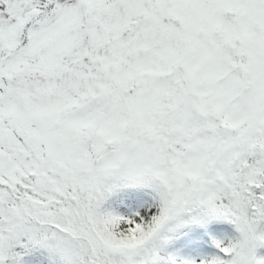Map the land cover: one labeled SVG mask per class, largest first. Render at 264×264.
Here are the masks:
<instances>
[{"label":"snow or ice","instance_id":"obj_1","mask_svg":"<svg viewBox=\"0 0 264 264\" xmlns=\"http://www.w3.org/2000/svg\"><path fill=\"white\" fill-rule=\"evenodd\" d=\"M0 264H264V0H0Z\"/></svg>","mask_w":264,"mask_h":264}]
</instances>
